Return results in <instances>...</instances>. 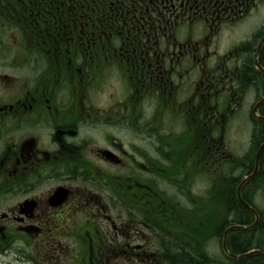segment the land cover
<instances>
[{
  "label": "flooded vegetation",
  "instance_id": "obj_1",
  "mask_svg": "<svg viewBox=\"0 0 264 264\" xmlns=\"http://www.w3.org/2000/svg\"><path fill=\"white\" fill-rule=\"evenodd\" d=\"M263 9L0 0V264L148 260L164 221L196 240L211 229L216 185L252 174L263 143ZM233 125L247 131L244 153L227 140ZM263 155L247 183L259 186L252 229L264 222Z\"/></svg>",
  "mask_w": 264,
  "mask_h": 264
},
{
  "label": "trees",
  "instance_id": "obj_2",
  "mask_svg": "<svg viewBox=\"0 0 264 264\" xmlns=\"http://www.w3.org/2000/svg\"><path fill=\"white\" fill-rule=\"evenodd\" d=\"M263 55L264 48L261 58ZM261 64L264 68V62L261 61ZM257 75L260 76L259 74ZM262 115L264 116V112ZM260 133L262 134L263 138L259 140L264 142V127L262 131L256 130L254 132V140L259 137ZM255 150L256 148L253 146L246 158L249 159V163H251L254 158L256 152ZM261 162L264 163V155L262 156ZM250 172L251 171H247L246 173L248 174ZM240 182L241 178L238 180L235 179L230 184L216 185L214 194L212 197H210V200L213 201L215 205V213H212L213 227L208 229L207 223H205V225H201L198 237L199 245L192 244V242L196 243L198 239L196 240L195 235L191 230L187 231L186 233H181L179 230H177V226L174 225V229L177 231L174 230L170 232V221L167 220L166 222H163L168 227L167 231H164L161 234L156 231L158 240L164 244L163 253L161 254L164 260L163 264H264V260L259 255H251L247 258L235 260L223 254L222 252V257L224 259L222 261L211 260L202 252V244L204 241L217 239V241H219L221 244L224 232L227 228L231 226L248 227L254 222L253 214L248 212L242 205H240L237 200L236 190ZM254 182L255 181L251 182L250 184H245L241 190L242 200L252 207L253 205L249 199V193L255 192L259 188V186L256 184L257 182ZM178 234L184 237L188 242H182V238ZM263 237L264 222L260 223L257 228L248 231L233 230L229 232L227 236V252L230 256H241L254 250H261L260 252H264Z\"/></svg>",
  "mask_w": 264,
  "mask_h": 264
},
{
  "label": "rangeland",
  "instance_id": "obj_3",
  "mask_svg": "<svg viewBox=\"0 0 264 264\" xmlns=\"http://www.w3.org/2000/svg\"><path fill=\"white\" fill-rule=\"evenodd\" d=\"M263 21H264V9L262 10V17H261L259 22L262 23ZM251 99H252V97H249L248 102H250ZM241 138H244L243 141L241 140ZM227 140L231 143V146H232V141H236L238 143V150L240 152L244 153L245 150H247V146H246V142L248 141L247 131H246V133H243V132H241V129H236V127L233 125V127L231 128V130L229 131V133L227 135ZM232 152L234 153L233 150H232ZM224 173H225V171L223 172V174ZM203 192H204V189L202 187H200V195H203ZM210 203L212 204L213 207L215 206L213 201H211ZM254 203L259 209L264 211V194L259 193L256 197V200H254ZM200 206H201V210H202V208H205V210H207L208 203L207 202H201ZM120 211H121V216H124L125 215V213H123L124 209L120 208ZM133 218H134V216H133ZM180 232L185 233L183 231H180ZM147 236H148V234H147ZM179 236L182 238L181 240L184 239L181 235H179ZM151 248L152 249L149 252L153 253V256H155L154 258H152V259L149 258L148 260H144L142 253H139L138 251H133L132 255L134 257H131V260H130V256L121 257L120 264H163L164 263L163 258H162V261H160V256L163 253V249L162 250H155V249H157V247L155 245L151 246ZM202 250H203L202 252L204 253V255L208 256L211 260H222V261L224 260L222 257L221 244L219 241H217V239H210L206 242H203ZM127 252H128L127 253L128 255L131 254L130 251H127ZM155 259H156V261H155Z\"/></svg>",
  "mask_w": 264,
  "mask_h": 264
},
{
  "label": "water",
  "instance_id": "obj_4",
  "mask_svg": "<svg viewBox=\"0 0 264 264\" xmlns=\"http://www.w3.org/2000/svg\"><path fill=\"white\" fill-rule=\"evenodd\" d=\"M261 46H262V43L260 44V46H259V48H258V51H257V54H256V56H255L254 66L256 67L257 71L260 72V73L264 76V70L260 67V65L258 64V62H257V60H256V59H257V56H258V53H259V51H260ZM263 103H264V99L261 100V101L257 104V106H256V108H255V111H256V109H257L258 107H260ZM259 119H261V120L264 121V118H259ZM263 149H264V143L260 146V148H259V150H258V152H257V154H256V159H255V170H254V172H253L249 177L245 178V179L241 182V184L239 185V187H238V189H237V198H238L239 203H240L245 209H247L248 211H250V212H252V213H254V214H255L254 210L251 209V208H250V207H249V206H248V205H247V204L241 199V197H240V190H241V188H242V186H243L244 184H246L249 180H251V179L256 175L257 170H258V164H259L260 155H261ZM255 216H256V214H255ZM256 221H257V217H256ZM253 226H254V225H252L251 227H248V228H245V227H242V226H232V227L228 228V229L225 231V233H224V237H223V240H222V249H223V252H224L225 254H228V253H227V249H226V238H227V234H228L230 231H233V230H240V231L249 230V229H251ZM254 253H258V252H255V251H254V252H250V253H248V254H244V255H241V256H230V255H229V256H230L231 258L235 259V260H240V259H243V258H247V257L251 256V255L254 254ZM260 255H261L262 258L264 259V256H263L262 254H260Z\"/></svg>",
  "mask_w": 264,
  "mask_h": 264
}]
</instances>
